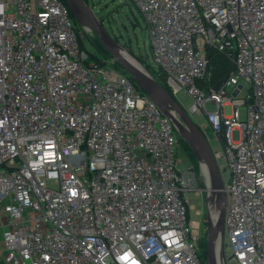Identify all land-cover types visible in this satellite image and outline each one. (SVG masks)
<instances>
[{
	"label": "built area",
	"instance_id": "2783aa9c",
	"mask_svg": "<svg viewBox=\"0 0 264 264\" xmlns=\"http://www.w3.org/2000/svg\"><path fill=\"white\" fill-rule=\"evenodd\" d=\"M129 1L155 79L174 98L183 89L223 144L202 131L229 169L224 264H264V0ZM208 48L231 62L217 89ZM177 144L125 70L89 58L64 1L0 0V264H204L187 192L209 210L208 172L180 168Z\"/></svg>",
	"mask_w": 264,
	"mask_h": 264
},
{
	"label": "rangeland",
	"instance_id": "374dc122",
	"mask_svg": "<svg viewBox=\"0 0 264 264\" xmlns=\"http://www.w3.org/2000/svg\"><path fill=\"white\" fill-rule=\"evenodd\" d=\"M89 7L96 18L103 24L104 29L110 34V36L117 41L122 48H124L136 61H138L150 74L154 77V70L156 67L153 63L150 51V42L146 29V24L143 16L137 9V7L129 0H83ZM77 24V23H76ZM77 29L80 32V41L82 48L88 53L89 58L98 61H105L110 67H119L118 62L107 52L98 36L90 31L88 28L77 24ZM121 68V67H120ZM175 100L180 106L187 112L190 120L200 128L204 134L209 138V144L212 149H223L221 142L215 141L207 120V116L203 112H191L190 109L193 105L191 98L185 93L183 89H180ZM206 109L209 111L214 110L215 106L206 102ZM239 119L245 120L246 107L245 105L238 106ZM223 115L228 117L231 115L230 104L223 106ZM185 122V121H184ZM203 124L206 125L203 128ZM178 144L176 146L177 158L181 163L178 165L180 168H184L188 163L192 164L197 171V159L191 151L187 140L182 137L178 132ZM233 140L239 139V131L233 129L231 133ZM219 166L225 168L221 171V177L224 183H228L229 169L227 162L222 158L217 160ZM199 173V171H198ZM198 185L204 187V181L200 174H198ZM203 197H206V191H202ZM200 194H196L194 190L187 192L188 204L194 207L188 209V216L193 219H200V249L205 262L206 257V244H207V209L204 208L202 203V197ZM215 207V206H214ZM216 208V207H215ZM196 211H200L197 215Z\"/></svg>",
	"mask_w": 264,
	"mask_h": 264
},
{
	"label": "water",
	"instance_id": "95a60500",
	"mask_svg": "<svg viewBox=\"0 0 264 264\" xmlns=\"http://www.w3.org/2000/svg\"><path fill=\"white\" fill-rule=\"evenodd\" d=\"M64 1L75 22L80 26L87 27L98 36L107 52L129 74L135 84L172 120L176 131L187 140L197 161H202L205 165L210 182V192L207 195V202H210L214 198L218 212L215 220L212 221L209 210H207V244L204 264H224L222 250L220 248L223 234L224 185L217 162L214 159L202 130L190 120L187 112L175 98L149 72L148 74L145 73L143 70L145 67L136 61L110 36L104 29L103 24L96 18L92 10L87 7L83 0ZM226 79L227 76L215 84L214 89H217ZM240 87L238 85L234 89L232 92L233 96L237 94ZM217 242L219 243V249L216 246Z\"/></svg>",
	"mask_w": 264,
	"mask_h": 264
},
{
	"label": "trees",
	"instance_id": "16d2710c",
	"mask_svg": "<svg viewBox=\"0 0 264 264\" xmlns=\"http://www.w3.org/2000/svg\"><path fill=\"white\" fill-rule=\"evenodd\" d=\"M62 1H64V0H62ZM64 3H65V1H64ZM69 14L73 18L70 10H69ZM73 20H74V18H73ZM80 46H81V41H80ZM205 55H206V58L208 61V68L210 69V72H211L210 81H211L212 85H215L220 80H222L225 76H227V74L231 68V62L223 53L217 52L212 48L206 49ZM117 64L121 67V65L119 63H117ZM159 83H161V81H159ZM161 85H162V83H161Z\"/></svg>",
	"mask_w": 264,
	"mask_h": 264
},
{
	"label": "bare ground",
	"instance_id": "6f19581e",
	"mask_svg": "<svg viewBox=\"0 0 264 264\" xmlns=\"http://www.w3.org/2000/svg\"><path fill=\"white\" fill-rule=\"evenodd\" d=\"M83 10L86 11L85 8H83ZM83 27H85V26H83ZM143 70L145 71V73L148 74V71L146 69L143 68ZM189 132H190V130H189ZM201 175L203 176V174H201ZM193 207L194 206L191 205V208H193ZM208 208H209L210 217H211L212 221H214L215 220V217L217 216V212H218V207H217V205L215 203L214 198L209 202V207ZM196 212H199V211H196ZM216 246H217V249H219V243L218 242L216 243ZM216 260L218 261V259H216Z\"/></svg>",
	"mask_w": 264,
	"mask_h": 264
},
{
	"label": "crops",
	"instance_id": "0c3cea01",
	"mask_svg": "<svg viewBox=\"0 0 264 264\" xmlns=\"http://www.w3.org/2000/svg\"><path fill=\"white\" fill-rule=\"evenodd\" d=\"M0 251H2V248H1V246H0Z\"/></svg>",
	"mask_w": 264,
	"mask_h": 264
}]
</instances>
